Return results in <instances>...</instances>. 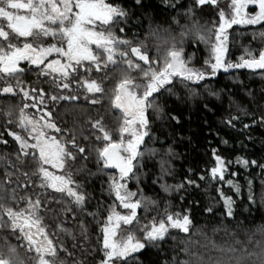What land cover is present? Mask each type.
<instances>
[{"label": "snow or ice", "instance_id": "6c2138e0", "mask_svg": "<svg viewBox=\"0 0 264 264\" xmlns=\"http://www.w3.org/2000/svg\"><path fill=\"white\" fill-rule=\"evenodd\" d=\"M164 2L174 11L182 7L180 0ZM131 3L134 9L146 6L145 0H131ZM208 4L218 9V20L211 27L201 25L194 18L197 7ZM133 15L132 10L117 0H0V82H3L0 94L22 97L18 116L8 121V124L15 123L18 129L8 128V135L17 145L16 151L0 150V163L5 165L4 175L0 177V233L4 229H9L12 235L19 233L16 235L18 243L13 244L7 235H0L3 241L0 243V264H29L21 256L20 247L26 249V255L31 254L34 264H67L66 260L59 258L60 251L72 256L64 241L57 242V233H64L75 241V232L66 226L65 220L56 225V231H49L41 209L54 211L51 207L53 200L63 203L68 199L81 211L85 210L90 197L76 175L87 171V168L74 169V165L81 157L87 159V148L78 142L77 129L58 124L50 108L41 107L37 98L41 103L46 100L53 103L65 99L75 101L81 90L86 99L88 94L103 96L105 82L111 79V73L116 68H120L119 78L111 89L110 100L113 110L120 113L117 126L107 127L103 117L91 122L95 133L93 151L98 164L97 172L115 170L108 172V186L103 189L110 198H114L106 208L107 215L99 210L87 213L94 220L100 217L96 220L100 227V247L96 250L102 252L99 264H129L148 245L159 247L173 230L189 236L182 241L184 247L180 249L187 258L177 259L174 255L172 264H264V224L257 226L247 237L248 243L238 237L232 244L217 245L214 240L211 241L213 249L221 255L215 260L209 257L206 261L203 255L191 248L194 220L190 210L173 212L169 210V204L162 216L153 217L148 224L141 225L137 210L141 207L147 209L149 204L158 206L159 201L146 195L142 188L132 190L129 185L132 179L139 184V169L144 166L145 153L157 154V149L147 147L146 138L152 136L151 115L155 113L159 118L168 115L170 119L179 120L178 116L166 112V104L161 100L165 92L175 94L177 78L188 87L189 84L198 86L207 78L215 77L221 69L264 70V47H246L238 62L227 58L228 30L234 25H260L258 35L264 39V0H229L227 8H220L219 0H193L192 6L185 9V15L193 18L191 25L182 26L179 42L176 37L166 38L164 43L169 44V40L171 43L162 55L155 57L148 46L147 36H156L159 40L158 31H150L143 39L136 33L129 37L128 23ZM188 36H192L196 43L203 42L209 49L203 66H196L194 56L187 55L181 46ZM156 51L160 53L159 46ZM21 62L31 67L26 69ZM27 71H35L37 79L51 78L60 91L49 95L44 88L34 87L31 81L19 79ZM189 94L199 93L189 87ZM210 94L219 95L218 92ZM29 98L31 104L27 102ZM92 102L98 103L99 100L93 99ZM30 108L36 109V113H30ZM7 115L12 116L13 112L10 110ZM237 119L239 117H229L227 123L234 127ZM257 122L264 124V115L252 120L253 124ZM249 126L244 125L245 128ZM84 139L90 137L84 136ZM222 142L228 143L227 140ZM0 144L7 149L9 141L0 136ZM173 152L174 149L169 146L166 154ZM212 155L214 163L207 170L208 174L201 173L199 179L218 180L228 185L233 195L227 194L220 186L216 191L223 201L226 217H233L234 195L242 192L240 181L235 179L238 173L230 172L232 161L218 154L217 149H212ZM29 160L34 166L31 174L20 170V175H17L19 165L16 162L24 164ZM235 163L242 164L246 169L258 166L261 176H264V163L257 159L238 156ZM169 165L170 161L160 159L157 182L172 174ZM21 176L24 177L23 183ZM246 183L248 200L255 203L253 179L248 178ZM186 185L199 187L197 180L187 176L175 185L164 180L160 187L165 193H172L184 190ZM261 186L264 188V179ZM49 190L60 193V197H55ZM181 199L184 197L181 196ZM261 203H264V196ZM62 211L65 219L68 212L73 218L77 217L71 207ZM205 211L213 213V208L208 207ZM79 225L86 240L88 226L84 220H79ZM137 225L140 227L137 228ZM257 233L259 239H255ZM172 239L176 237L172 236ZM76 246L75 243L72 245L73 248ZM73 264L83 262L74 260Z\"/></svg>", "mask_w": 264, "mask_h": 264}, {"label": "trees", "instance_id": "16d2710c", "mask_svg": "<svg viewBox=\"0 0 264 264\" xmlns=\"http://www.w3.org/2000/svg\"><path fill=\"white\" fill-rule=\"evenodd\" d=\"M222 1L219 0V2ZM117 2L134 12L128 23L127 34L129 37L136 33L139 38L143 39L150 31H158L159 40L156 36H147L148 46L154 57L162 55L164 49L171 43L169 40V44H165L166 38L176 37L179 42L182 26L192 23L193 18L185 15V9L192 6L193 0H180L182 7L175 11L164 0H145L146 6L143 9H134L131 0H117ZM219 6L227 8L228 5ZM194 18L201 25L211 27L218 20V9L211 4L202 8L197 7ZM260 29V25H234L232 29H229L230 41L227 58L238 62V58L244 54L246 47L250 46L253 49L264 47V39L258 35ZM157 46L161 49L160 53L156 51ZM181 46L184 47L187 55L194 56L196 66H203L204 59L209 53V49L203 42L196 43L192 36H188L184 38V43ZM119 72L120 68L112 71L111 79L105 82L103 96L88 94L89 98L86 99L84 91L81 90L78 93V100L75 101L65 99L53 103L51 100H46L41 103L39 97L37 98V103L41 107L50 108L58 124L65 128L74 127L77 129L78 142L87 148V159L81 157L74 165V169L82 166L87 168V171L76 175V179L83 182L90 197L85 210L81 211L74 204L69 203L68 199L63 203L53 200L51 207L54 211L41 209L49 231H56V225L61 220H65L66 226L75 232L77 237L75 241L64 233H57V242L64 241L69 251L72 252V256H68L63 251L59 253V258L66 260L67 264H73L74 260L82 261L83 264H99L102 256V252L96 250L100 247L98 241L100 227L96 223L100 217L98 216L94 220L87 213L99 210L107 215L106 208L114 198H110L103 189L108 186L106 183L108 172L115 170L108 169L105 172H97L98 164L93 151L96 146L95 133L91 128V122L103 117V122L107 127L115 128L117 126L120 113L118 110H113L110 96L111 89L119 78ZM19 79L26 82L31 81L34 87L44 88L49 95L60 91L53 85L51 78L37 79L35 71H27ZM0 86H3V82H0ZM24 86L27 87V83ZM189 87L195 88L199 94L190 95ZM211 92H218L219 95H211ZM174 93L165 92L161 100L166 104V112L178 116L179 120L170 119L168 115L163 118H159L155 113L151 115L152 136L146 138L147 147L157 149V154L145 153L142 161L144 166L139 169L140 182L138 184L135 179H132L129 181V185L132 190H136L137 187L142 188L146 195L159 201L158 206L149 204L147 209L141 207L137 210L141 225L148 224L153 217L162 216L169 204V210L173 212L190 210L194 220L191 248L203 255L206 261L209 257L215 260L221 254L213 249L211 241L214 240L217 245L232 244L238 237L244 243H248L247 237L255 231L257 226L264 224V203H261V197L264 196L261 180L264 179V176H261V169L255 165L246 169L242 164L235 163L238 156L248 160L257 159L260 163H264V124L252 123L253 119L258 120L261 115H264V70L253 71L240 68L224 72L221 69L215 77L207 78L198 86L189 84L188 87L177 78ZM73 95H77V93L73 92ZM21 99V95L0 94V136L9 141L7 149L3 144H0V150L10 153L16 151L17 145L8 135V128L18 129L15 123L8 124V121L15 120L18 116ZM93 99L99 100V102L93 103ZM27 102L31 104V99L29 98ZM10 110L13 112L12 116L7 115ZM28 111L36 113V109L33 108ZM229 117H239L234 121V127L227 123ZM245 124L250 126L245 128ZM81 131L82 134H80ZM84 136H88L90 139H84ZM224 140H227L228 143H223ZM169 146L174 149L171 155L166 154ZM212 149H217L218 154L232 161L229 170L238 173L235 179H238L242 185L241 194L234 195L236 204L233 217H226L223 201L216 191V188L220 186L227 194L233 195L228 185L221 184L218 180L210 182L199 179L201 173L208 174L207 170L214 163ZM161 158L170 161L169 167L172 174L164 177L168 184H179L187 176L197 180L199 187L186 185L185 189L180 192L165 193L160 187L164 180L157 182V177L160 175ZM16 163L19 165L17 175H20V170L31 174L34 166L30 160L24 164H20L18 161ZM189 169L192 171L190 172ZM4 170L5 165L0 163V177H3ZM89 173H94V175H89ZM229 178L232 177L229 176ZM248 178L253 179L252 194L255 196V203L248 200L249 189L246 183ZM23 182L24 177L21 176V183ZM29 190H33L31 186ZM49 192L57 198L61 195L54 190H49ZM19 194L24 195L23 192H19ZM181 196L184 199H181ZM68 207L77 213L76 218H73L72 213L68 212L65 219L62 209ZM208 207L213 208V213L205 211ZM79 220H84L88 226L86 240L81 235ZM136 227L139 228L140 225ZM216 228L220 230L214 231ZM0 235H7L8 240L13 244L18 243L16 235L19 233L12 235L9 229H4ZM172 236H175L176 239L173 240ZM188 236L189 234L173 230L159 247L148 245L146 249H141L136 254L137 258L130 261L129 264H165L166 261L168 264H172L174 255L177 259L187 258L180 249L184 247L182 241L187 240ZM259 238L257 233L255 239ZM2 242L0 240V243ZM254 242L253 240L252 243ZM74 243L77 245L75 248L72 247ZM19 252L29 261V264H34L31 254L26 255L24 247H20Z\"/></svg>", "mask_w": 264, "mask_h": 264}, {"label": "rangeland", "instance_id": "374dc122", "mask_svg": "<svg viewBox=\"0 0 264 264\" xmlns=\"http://www.w3.org/2000/svg\"><path fill=\"white\" fill-rule=\"evenodd\" d=\"M228 3H229V0H223L222 2H219V5H228ZM253 11L255 10V9H252ZM240 26H245V25H240Z\"/></svg>", "mask_w": 264, "mask_h": 264}, {"label": "flooded vegetation", "instance_id": "af4514ba", "mask_svg": "<svg viewBox=\"0 0 264 264\" xmlns=\"http://www.w3.org/2000/svg\"><path fill=\"white\" fill-rule=\"evenodd\" d=\"M22 64H23V66L25 67V68H27V67H31L30 65H28L26 62H21Z\"/></svg>", "mask_w": 264, "mask_h": 264}, {"label": "water", "instance_id": "95a60500", "mask_svg": "<svg viewBox=\"0 0 264 264\" xmlns=\"http://www.w3.org/2000/svg\"><path fill=\"white\" fill-rule=\"evenodd\" d=\"M230 71H232V69H230V70H228V71H224V72H230Z\"/></svg>", "mask_w": 264, "mask_h": 264}]
</instances>
